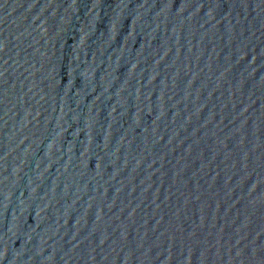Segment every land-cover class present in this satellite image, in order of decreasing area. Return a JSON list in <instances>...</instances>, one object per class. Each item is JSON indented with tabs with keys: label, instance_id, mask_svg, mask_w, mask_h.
<instances>
[{
	"label": "water",
	"instance_id": "water-1",
	"mask_svg": "<svg viewBox=\"0 0 264 264\" xmlns=\"http://www.w3.org/2000/svg\"><path fill=\"white\" fill-rule=\"evenodd\" d=\"M217 0H0V264H157Z\"/></svg>",
	"mask_w": 264,
	"mask_h": 264
}]
</instances>
